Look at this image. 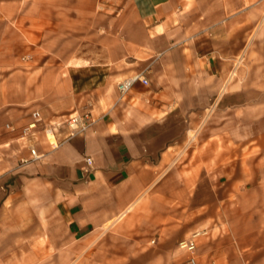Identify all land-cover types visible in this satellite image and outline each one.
Instances as JSON below:
<instances>
[{"label": "crops", "instance_id": "1", "mask_svg": "<svg viewBox=\"0 0 264 264\" xmlns=\"http://www.w3.org/2000/svg\"><path fill=\"white\" fill-rule=\"evenodd\" d=\"M257 1L111 0L117 15H106L104 26L94 27L83 45L89 50L81 45L59 54L58 64L43 67L34 108L46 119L91 112L94 122L67 138L63 128L57 148L41 143L38 152L45 155L26 163L22 160L31 155L18 145L19 131L0 136V264L44 259L51 240L94 244L95 236L119 224L148 189L174 188L173 177L162 182L163 174L228 172L240 175L234 181L240 189L243 157L256 180L264 174V121H236L241 110L236 100L224 101L233 112L230 121H217L216 132L198 135L196 146L188 144L187 134L203 122L196 117L211 98L224 93L236 99L242 91L233 75L244 48L252 62L264 57V6ZM86 68L90 74L83 77ZM138 73L149 84L136 81L122 95L120 81ZM29 122L28 115L11 121ZM183 157L188 160L178 170ZM132 221L141 218L123 219L120 227Z\"/></svg>", "mask_w": 264, "mask_h": 264}, {"label": "rangeland", "instance_id": "2", "mask_svg": "<svg viewBox=\"0 0 264 264\" xmlns=\"http://www.w3.org/2000/svg\"><path fill=\"white\" fill-rule=\"evenodd\" d=\"M79 1L0 0V136L8 133L7 123L15 121V115L22 118L28 115L30 119L32 111L38 110L34 107L40 102L43 67L58 64L59 54L87 45V37L95 32L94 27L104 26L106 15H117L110 7L111 0H82L83 7ZM257 4L264 6V0H258ZM84 9L90 11L84 12ZM88 48L83 46L84 50ZM247 50L248 46L233 75L241 81L242 91L236 99L224 93L210 99L209 105L200 111L201 116L196 117L203 122L187 131L189 145L196 146V138L203 132H216L217 121H230L233 112L224 107L227 100H236L241 108L236 121H264V83L256 86L253 82L264 78L250 77L253 73L264 75V57L252 62ZM51 57L55 59L49 63ZM89 74L86 68L81 76ZM12 84L17 88L13 89ZM26 98L37 100L25 106L16 104ZM10 109H14L13 113L8 114ZM66 118L44 117L47 122ZM39 140L40 144L50 146L44 134L39 135ZM187 160L178 158L177 169ZM248 160L243 157L240 189L234 183L240 175L228 172L163 174L162 182L173 177L174 188L160 191L153 186L148 189L140 203L126 212L119 226L109 225L101 230L94 244L78 242L74 245L66 243L65 238L51 240L48 256L42 259L39 255L32 264H144L157 259L163 264H188L189 253L182 250L179 243L186 239L183 237L186 232L204 229L208 234L199 238L197 264L263 262L264 174L259 173L256 180L250 166L244 163ZM193 162L196 163V158ZM133 215L139 216L141 222L132 221L129 227H120L123 219ZM22 257L18 256L19 262Z\"/></svg>", "mask_w": 264, "mask_h": 264}, {"label": "built area", "instance_id": "3", "mask_svg": "<svg viewBox=\"0 0 264 264\" xmlns=\"http://www.w3.org/2000/svg\"><path fill=\"white\" fill-rule=\"evenodd\" d=\"M136 81H141L143 84L148 85V79L143 76L142 73L136 74L134 77L126 79L118 84L119 91L122 95L127 93ZM91 112L74 113L63 121H45L39 110H34L30 116V122L26 125L17 126L14 123H8L7 128L9 131H19V141L22 142L26 148L30 151V159H23L22 162L26 163L29 160H40L45 153L38 152V146L40 145L39 135L44 134L48 144L52 149H55L59 145L57 138L58 133L66 128L68 133L67 137H71L77 133L85 131L92 123ZM54 138V141L51 140ZM88 166H91L93 159L91 157L86 158ZM208 234L206 229L202 231H195L191 237L180 241L179 247L189 253L187 263L197 264L198 262V241L201 236Z\"/></svg>", "mask_w": 264, "mask_h": 264}, {"label": "bare ground", "instance_id": "4", "mask_svg": "<svg viewBox=\"0 0 264 264\" xmlns=\"http://www.w3.org/2000/svg\"><path fill=\"white\" fill-rule=\"evenodd\" d=\"M53 141H54V138H53Z\"/></svg>", "mask_w": 264, "mask_h": 264}]
</instances>
